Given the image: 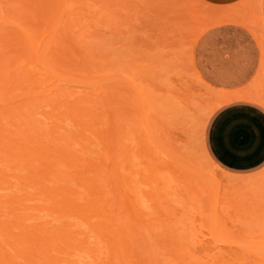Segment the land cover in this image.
<instances>
[{
	"label": "rangeland",
	"instance_id": "rangeland-1",
	"mask_svg": "<svg viewBox=\"0 0 264 264\" xmlns=\"http://www.w3.org/2000/svg\"><path fill=\"white\" fill-rule=\"evenodd\" d=\"M61 1L0 0V227H9L0 229V264H264V175L226 170L204 148L223 95L251 87L249 79L244 86L235 78L234 52L242 36L259 50L260 41L264 51L261 0ZM54 11L58 22L48 27L45 20ZM33 26L44 31L41 43L34 39L42 60L37 52L27 53L25 42H17L20 32H35ZM15 30L19 37L12 35ZM6 34L17 44L7 45ZM11 56L22 62L14 63ZM10 65L8 76L3 75ZM27 174L30 182L24 181ZM146 174L149 180H139ZM75 178L83 184L77 183L78 194L85 192L79 204L72 201L77 204L62 209L63 197H75ZM93 183L100 187L94 195L97 190L88 193ZM55 186L62 197L52 191L47 197ZM81 204L100 210L86 212L91 217L85 219L75 211ZM136 207L142 210L141 222L134 220L136 209L131 214ZM18 216L23 220L15 222ZM125 224L132 230L124 239ZM100 225L111 232L103 231L111 241L103 242V232L94 231ZM26 233L32 237L17 242ZM43 240L54 242L46 253L64 260L42 254ZM124 245L132 251L126 254Z\"/></svg>",
	"mask_w": 264,
	"mask_h": 264
},
{
	"label": "crops",
	"instance_id": "crops-1",
	"mask_svg": "<svg viewBox=\"0 0 264 264\" xmlns=\"http://www.w3.org/2000/svg\"><path fill=\"white\" fill-rule=\"evenodd\" d=\"M244 39L239 38L240 46L234 52L235 78L244 86L249 79L251 87L223 95L226 99L213 110L204 148L216 165L260 176L264 175V101L257 96L264 97V51L260 41L259 50L251 39Z\"/></svg>",
	"mask_w": 264,
	"mask_h": 264
},
{
	"label": "bare ground",
	"instance_id": "bare-ground-1",
	"mask_svg": "<svg viewBox=\"0 0 264 264\" xmlns=\"http://www.w3.org/2000/svg\"><path fill=\"white\" fill-rule=\"evenodd\" d=\"M4 1H5V0H4ZM39 1H40V0H39ZM41 1H42V0H41ZM59 1H60L59 3L62 2L61 0H59ZM63 1H65V0H63ZM54 2L56 3V1H54ZM261 2H262V6H264V0H261ZM47 3H48V2H47ZM52 4H53V3H52ZM56 4H58V1H57ZM56 4H55V5H56ZM66 4H67V0H66ZM55 5H52V7H53V6L55 7ZM60 5H61V4H60ZM42 6H43V5H42ZM49 6H50V5H49ZM56 6H57V5H56ZM68 6H70L69 3H68ZM18 7H19V6H18ZM20 7H21V6H20ZM37 7H38V6H37ZM44 7H48L47 4H45ZM57 7H58V6H57ZM58 8H59V7H58ZM40 9H41V8H38V9L36 8V10H38V12H39V11L43 12V8H42L41 10H40ZM49 9H50V8H49ZM53 9H54V8H53ZM34 11H35V10H34ZM24 12H25V11H24ZM26 12H27V11H26ZM29 12H30V11H29ZM50 12H51V11H50ZM50 12H49V13H50ZM16 13H17V12H16ZM35 13H36V12H35ZM35 13H34V15L36 16ZM49 13H47V14H49ZM58 13H59L58 11H57V12L54 11L52 15L49 14V18H46L45 22H46V24H48V25H47L48 27H49V25H51V24H54V25L57 24V22H58V21H57V19H58V18H57V17H58ZM39 14H40V13H39ZM23 15H24V13H23ZM25 15H26V16H25ZM25 15H24V17H28L27 14H25ZM34 15L31 14V16H34ZM1 16H3V15L1 14ZM4 16H5V15H4ZM4 16H3V17H4ZM35 16H34L32 19H34ZM39 16H40V15H39ZM47 16H48V15H46V17H47ZM3 17H2V18H3ZM41 17H42V16H41ZM43 17H44V16H43ZM37 18H39V17H37ZM44 18H45V17H44ZM26 20H27V19H26ZM28 20H29V19H28ZM34 20H35V19H34ZM0 22H1V20H0ZM4 22H7V20H6L5 18H4ZM29 22H30V21H29ZM30 23H31V22H30ZM32 23H33V22H32ZM27 24H28V22H27ZM33 24H34V23H33ZM33 24H32V25H33ZM38 24H39V23H38ZM41 24H42V23H41ZM72 24H73V23H72ZM21 26H22V25H21ZM29 26H30V25H29ZM38 26H39V25H38ZM40 26H41V25H40ZM262 26H264V23H262ZM27 27H28V26H27ZM57 27H58V25H57ZM21 28H22V27H21ZM25 28H26V27H25ZM29 28H30V27H29ZM33 28H34V26H33L31 29L34 30L35 28H34V29H33ZM41 28H42V27H41ZM15 29H16V28H15ZM23 29H24V28H23ZM26 29H27V28H26ZM31 29H30V30H31ZM45 29H46V28H45ZM48 29H49V28H48ZM18 30H19V29H18ZM18 30H17V31H18ZM17 31L15 30V33H14V31H13V32H12V33H13L12 35L17 34L18 32H20V31H18V32H17ZM28 31H29V29H28V30H24V33L20 32L21 34H23V35H22L23 38H21V40H20V39L17 40V42H18V41H20V42L22 41V42H21L22 44L25 42V43H24L25 46H26V44H27V46H28V48H29V51L27 50V53H30V55H33V56H34V53L37 52V51L39 50V49H38V50L36 49V47H38L37 45H38L39 43H38L37 40H36V42H37V43H36L34 39H35V38L38 39L39 42L41 43V42L43 41L42 39H44V38H42V37H44V36H42V35L44 34V33H43L44 31L41 33L40 30H38V28H37L36 30H34L35 32H33V33H31V34H29L30 32H28ZM45 31H46V30H45ZM46 32H47V31H46ZM7 33H8V31H7ZM20 33L17 34L18 37H19V35H21ZM8 34H10V33H8ZM8 34H6V35H8ZM3 36H4V35H3ZM8 36H9V35H8ZM49 36H50V35H49ZM10 37H11V35L9 36V38H6V39H10V40H9V41H10L9 43H8V40L6 41V39H5V42H7V45H8V44L12 45V44H14V43L17 44V42H16V41L13 42V40H12L13 38H10ZM0 38H1V37H0ZM41 38H42V39H41ZM63 38H64V37H63ZM49 39H51V38H49ZM14 40H15V38H14ZM52 40H53V38L50 40V42H51ZM11 41H12V42H11ZM0 42H2V41H0ZM20 42H18L19 45H20ZM11 43H12V44H11ZM1 44H3V43H1ZM16 44H15V46H17ZM36 44H37V45H36ZM47 44H48V43H47ZM40 45H41V44H40ZM12 46H13V45H12ZM21 46H22V45H21ZM17 48H19V47H17ZM39 48H40V46H39ZM40 49H41V48H40ZM46 49H47V48H46ZM17 50H18V49H17ZM21 50H22V49H21ZM23 50H24V49H23ZM36 50H37V51H36ZM31 53H32V54H31ZM46 54H47V53H46ZM22 55H23V54H22ZM47 55H48V54H47ZM35 56H36V58H38V59L40 58V60H42V59H41V56L38 55V52H37V54H35ZM2 57H3V56H2ZM2 57H1V59H2ZM11 57H12V56H11ZM13 57H14V56H13ZM13 57H12V59H13ZM30 57H31V56H30ZM14 58H15V57H14ZM19 58H20V57L17 56V57L15 58V60H14V63H16L17 61H18L17 63H19ZM23 58H24V55H23ZM3 59H4V58H3ZM3 59H2V60H3ZM25 59H26V58H25ZM33 59H34V58H33ZM28 60H29V59H28ZM44 60H45V59H44ZM3 61H4V60H3ZM3 61H2V63H3ZM15 61H16V62H15ZM24 61H25V60H24ZM26 61H27V59H26ZM30 61H31V60H29V62H30ZM33 61H34V60H33ZM50 61H51V60H50ZM10 62H11V65H12V64H13V60H11ZM10 62H9V63H10ZM21 62H22V60H21ZM21 62H20V63H21ZM4 63H5V62H4ZM20 63H19V64H20ZM42 63H43V62H41V65H42ZM0 64H1V63H0ZM45 64H46V63H45ZM11 65L9 66V68H6V72L3 71V72H4L3 75H5V74L7 75V74L9 73L10 68H11ZM13 65H14V64H13ZM32 65H33V64H32ZM37 65H38V64H37ZM19 66H20V65H19ZM48 66H49V65H48ZM5 67H7V65H6ZM26 68H27V67H26ZM51 68H53V67H51ZM14 69H15V68H14ZM28 69H29V68H28ZM32 69H33V68H32ZM2 70H3V69H2ZM2 70H0V71H2ZM7 71H8V73H7ZM53 71H54V70H53ZM22 72H23V71H22ZM43 72H44V71H43ZM24 73H25V72H24ZM24 73H23V74H24ZM44 73L47 74L48 72H44ZM23 74H22V76H24ZM28 74H29V73H26V75H28ZM0 75H2V74H0ZM6 75H5V76H6ZM20 75H21V73H20L18 76H20ZM26 75H25V76H26ZM7 76H8V75H7ZM1 77H2V76H1ZM3 77H4V76H3ZM20 78H22V77L20 76ZM26 78H27V77H26ZM28 78H29V77H28ZM57 79H58V78H57ZM0 80H1V79H0ZM20 80H24V79H20ZM3 81H4V79H3ZM8 81H9V80H8ZM8 81H7V83H8ZM4 82H6V81H4ZM19 82H20V81H19ZM4 84H5V83H4ZM2 85H3V84H2ZM9 85H10V84H9ZM1 87H2V86H1ZM7 87H8V85H7ZM10 87H11V86H10ZM136 91H138L137 88H136ZM139 91H141V90H139ZM1 92H2V90H1ZM137 93H138V95H137V100H138L140 103H144V102H141V100H142V96H143V95H141L142 93H141V94H140V92H137ZM137 93H136V94H137ZM0 94H2V93H0ZM0 96H1V95H0ZM2 97H3V96H2ZM143 101H144V100H143ZM137 103H138V102H137ZM138 104H139V103H138ZM143 105H144V104H143ZM145 105H146V103H145ZM139 106H141V105H139ZM139 106H138V107H139ZM142 107H143V106H142ZM8 110H10V109H8ZM140 110H141V108H140ZM5 111H6V110H5ZM6 112H7V111H6ZM8 112H9V111H8ZM11 112H13V111L11 110ZM4 114H5V113H4ZM79 114H82V115H83L84 113L81 112V113H79ZM80 116H81V115H80ZM5 118H6V117H5ZM8 118H9V117H8ZM141 118H142V117H141ZM77 119H78V118H77ZM7 120H9V119H7ZM20 121H21V118H20ZM16 122H17V121H16ZM23 123H24V122H23ZM23 123H22V124H23ZM144 123H145V122H144ZM29 124H30V123H29ZM4 125H5V124H4ZM35 125H36V124H35ZM7 126H8V124H7ZM90 126H91V124H88L87 127H90ZM0 127H1V126H0ZM33 127H34V126H33ZM54 127H55V126H54ZM37 128H38V127H37ZM52 128H53V127H52ZM7 129H8V128H7ZM40 129H41V128H40ZM53 129H54V128H53ZM110 129H111V128H110ZM1 130H2V129H1ZM3 130H4V128H3ZM21 130H22V129H21ZM34 130H35V129H34ZM54 130H55V129H54ZM145 130H147V129H145ZM23 131H24V130H23ZM31 131H33V130H31ZM36 131H37V129H36ZM1 132H2V131H1ZM12 132H14V131H12ZM16 132H17V131H16ZM24 132H25V131H24ZM26 132H27V131H26ZM52 132H54V131L52 130ZM112 132H113V131H111V133H112ZM36 133H38V135H40L41 130L38 131V132H36ZM146 133H147V132H146ZM150 133H151V132H150ZM150 133H148V135H150ZM14 134H16V133H13V135H14ZM21 134H23V133H21ZM30 134H32V132H31ZM42 134H43V133H42ZM44 134H45V133H44ZM52 134H53V133H52ZM26 135H27V134H26ZM36 135H37V134H36ZM113 135H116V134L113 133ZM125 135H126V134H125ZM148 135H147V138L153 139V138H151V136L148 137ZM27 136H28V135H27ZM42 136H43V135H42ZM53 136H54V135H53ZM53 136H52V137H53ZM24 137H25V136H24ZM31 137H32V136H31ZM75 137H77V136H75ZM126 137H127V136H126ZM3 138H4V137H3ZM12 138H13V137H12ZM32 138H33V137H32ZM32 138H31V140H32ZM35 138H36V140H35ZM39 138H40V137H39ZM44 138H45V137H44ZM84 138H86V137H84ZM122 138H123V137H122ZM147 138H146V139H147ZM7 139H8V138H7ZM46 139H47V138H46ZM51 139H53V138H51ZM54 139H55V138H54ZM113 139L115 140V138H113ZM116 139H117V140L114 141V142H117L118 139H119V137L117 138V136H116ZM0 140H2V139L0 138ZM4 140H5V139H4ZM24 140H25V139H24ZM40 140H41V139H40ZM40 140H38L37 136L34 137V142H35V141L38 142V141H40ZM48 140H49V139H48ZM148 140H149V139H148ZM112 141H113V140H112ZM149 141H150V140H149ZM151 141H153V140H151ZM6 142H8V141H6ZM9 142H10V141H9ZM38 143L40 144V142H38ZM44 143H45V142H44ZM44 143H43V141H42V144H44ZM4 144H5V143H4ZM69 144L71 145L72 143H69ZM44 145H46V143H45ZM47 145H48V144H47ZM47 145H46V146H47ZM50 145H52V144H50ZM113 145H114V144H113ZM41 146H42V145H41ZM46 146H45V147H46ZM0 147H1V146H0ZM8 147H9V146H8ZM10 147H11V146H10ZM45 147H44V148H45ZM113 147H114V146H113ZM65 148H66V147H65ZM67 148H69V147H67ZM121 148H122L121 146L118 147V149H119L118 151H119L120 154L122 153V152H121ZM10 149L12 150V149H14V148H10ZM28 149H30V147H29ZM41 149H42V148H41ZM47 149H49V148H47ZM61 149H62V148L60 147V150H61ZM139 149H140V148H139ZM6 150H7V147H6ZM39 150H40V147H39ZM43 150H44V149H43ZM52 150H53V149H52ZM58 150H59V149H58ZM58 150H57V151H58ZM70 150L73 152V150H72L71 148H70ZM89 150H91V148H90ZM122 150H124V149H122ZM12 151H13V150H12ZM54 151H55V150H54ZM63 151H64V150H63ZM85 151H88V150H85ZM85 151H84V152H85ZM126 151H127V150H126ZM138 151L140 152L141 150H138ZM26 152H28V151H26ZM26 152H25V153H26ZM52 152H53V151H52ZM127 152H128V151H127ZM15 153H16V152H15ZM15 153H12V154H15ZM20 153H21V152H19V154H20ZM30 153H31V152H30ZM53 153H54V152H53ZM88 153H89V152H88ZM141 153H142V152H141ZM22 154H23V153H22ZM22 154H20V155H22ZM27 154H29V153H26V155H27ZM57 154H58V153H57ZM59 154H60V153H59ZM62 154H64V152H63ZM115 154H118L117 150H115ZM124 154H125V153H124ZM23 155H24V154H23ZM35 155L37 156V154H35ZM68 155H69V154H68ZM128 155H129V154H128ZM140 155H141V154H140ZM18 156H19V155H18ZM28 156H29V155H28ZM55 156H56V154H55ZM3 157H4V156H3ZM56 157H57V156H56ZM107 157H110V156H107ZM18 158H19V157H18ZM67 158H69V156H67ZM127 158H128V157H127ZM127 158H126V159H127ZM3 159H4V158H3ZM13 159H15V157H14ZM22 159L24 160V158H22ZM26 159H27V158H26ZM59 159H60V158H59ZM64 159H65V158H64ZM107 159H110V158H107ZM15 160H16V159H15ZM60 160H62V159H60ZM71 160H72V159H71ZM128 160H129V158H128ZM106 161H107V160H106ZM18 162H19V161H18ZM68 162H70V161H68ZM111 162H112V161H111ZM129 162H130V164H131V161H129ZM53 163H54V162H53ZM55 163H56V162H55ZM70 163H71V162H70ZM106 163H107V162H106ZM89 164H90V163H89ZM108 164H109V163H108ZM116 164L119 165L118 162H117ZM116 164H115V167H117ZM128 164H129V163H128ZM149 164H150V163H149ZM53 166H54V165H53ZM69 166H72V165H69ZM90 166H94V164H90ZM128 166H129V165H128ZM111 167H112V166H111ZM22 168H23V167H22ZM24 168H25V167H24ZM113 168H114V167H113ZM126 168H127V167H126ZM156 168H157V166H156ZM46 169H47V168H46ZM91 169H92V168H91ZM128 169H129V168H128ZM134 169H136V168H134ZM150 169H151V174L154 175L156 169H155V168H150ZM150 169H149V170H150ZM132 170H133V169H132ZM1 171H2V170H1ZM117 171H118V170H117ZM137 172H139V171H136L135 173H137ZM189 172H190V171H189ZM2 173H3V172H2ZM67 173H68V172H67ZM115 173L118 174V175H120L119 172H118V173L115 172ZM122 173H123V172H122ZM133 173H134V172H133ZM141 173H142V172H140V174H141ZM19 174H20V173H19ZM75 174H76V173H75ZM131 174H132V173H131ZM143 174H144V173H143ZM23 175H24V174H23ZM25 175H26V174H25ZM25 175H24V177H25ZM27 175H29V174H27ZM148 175L150 176V174H148ZM153 175H152V178H153L154 176H156V177L158 178V175H157V174H155L154 176H153ZM30 176H32V175H29V176H27L26 178H24V177L22 176V179H23V178L26 179V180H24V181H27V180H28V181H29V180L31 181V179H27V178H29ZM77 176H79V174H78ZM111 176H112V175H111ZM126 176H127V175H126ZM128 176H130V175H128ZM128 176L125 177V178H128ZM143 176H145V177L140 179V177H141V175H140V176H139V180H142V182H144V181L146 182V179L149 180V176H147V174H146V175H143ZM34 177H35V176H34ZM36 177H38V176H36ZM42 177H43V176H42ZM72 177H73V176H72ZM104 177H105V176H104ZM113 177H114V176H113ZM131 177H132V176H131ZM131 177H130V178H131ZM3 178H4V177H3ZM76 178H78V177H76ZM76 178H75V181H76V182H74V183H76V184H77V183L81 184V182H78V181H77L79 178H78L77 180H76ZM88 178H89V177H88ZM22 179H21V180H22ZM68 179H70V181H71V178H68ZM119 179H120V178H119ZM132 179H133V178H132ZM3 180H4V179H3ZM40 180H41V178H40ZM111 180H112V179H111ZM122 180H123V179H121V181H122ZM133 180H134V179H133ZM150 180H151V179H150ZM153 180H155V179L153 178ZM157 180H158V179H157ZM157 180H156V181H157ZM30 181H29V182H30ZM32 181H33V180H32ZM59 181H60V180H59ZM124 181H125V180H124ZM135 181H136V180H135ZM34 182L37 183L35 180H34ZM38 182L41 183L40 181H38ZM82 182H83V181H82ZM125 182H126V181H125ZM127 182H128V179H127ZM129 182L131 183V181H129ZM142 182H141V183H142ZM152 182H153V181H152ZM117 183H118V182H117ZM117 183H116V184H117ZM120 183H122V182H120ZM120 183H119V184H120ZM148 183H150V182H148ZM23 184H24V183H23ZM41 184H42V185H45L44 183H41ZM58 184H59V183H58ZM89 184H91V183H89ZM96 184H97V183H96ZM122 184H123V183H122ZM135 184H137V182H136ZM33 185H34V183H33ZM81 185H83V184H81ZM112 185H113V184H112ZM137 185H138V184H137ZM149 185H150V184H149ZM71 186H72V184L70 185V187H71ZM88 186H89V185H88ZM93 186H94V183H93V185L90 186L91 189H93V190L90 191V192L88 191L89 194H92L95 190H97V189H95L96 186H94L95 188H93ZM127 186H128V184H127ZM127 186H126V188L128 189ZM134 186H135V185H134ZM138 186H139V185H138ZM35 187H36V185H35ZM42 187H43V186H42ZM44 187H45V186H44ZM56 187H58V186H55L54 189H55ZM75 187H76V186H75ZM75 187H74V189H73V191H72V193L75 192V193H74V194H75V197H72L73 200L70 199V201H69V200L66 201L64 197L62 198V200L64 199V200H63V201H64L63 203L65 204V206H64V204H63V206L61 205V206H62V209H63V207H66V205H68V207H70V209H71V206L73 207L74 204H77V203H78V202H77L78 197H81V195L85 192V191L81 190V192H83V193L78 194V192H80V188H79V187H81V186L77 184V187H76V188H75ZM90 187H89V189H90ZM116 187H117V186H116ZM120 187H121V185H120ZM120 187H119V188H120ZM129 187H130V185H129ZM139 187H140V186H139ZM49 188H50V187H49ZM59 188H60V186H59L57 189H55V190H54L53 188H50L51 190L48 189V192H47L48 194L46 193V191H47L46 188H45V189L42 188V190H43V189L45 190V191L43 190V192H45V195L47 194V197H48L49 195H51V191H52V195H53V193H57L56 190L58 191ZM84 188H86V187H84ZM123 188H124V187H123ZM52 189H53V190H52ZM60 189H61V188H60ZM76 189H77V190H76ZM78 189H79V191H78ZM130 189H132V188L130 187ZM130 189H128V190H130ZM99 190H100V187H99ZM99 190L95 191V192L93 193V195H94L96 192H98ZM119 190H120V189H119ZM119 190H118V191H119ZM132 190H134V191H132V193H134V192H135V189H132ZM49 191H50V193H49ZM59 191H60V190H59ZM65 191H66V190H65ZM65 191H64V192H65ZM69 191H70V190H69ZM130 191H131V190H130ZM66 192H68V191H66ZM66 192H65V193H66ZM139 192H140V191H139ZM37 193H38V192H37ZM58 193H59V192H58ZM58 193H57V195L59 196V194H60V196H61V193H63V192H61V193H59V194H58ZM86 193H87V192H86ZM88 193H87V194H88ZM103 193H104V192H103ZM122 193H123V192H122ZM74 194H73V195H74ZM89 194H88V195H89ZM97 194H98V193H97ZM116 194H118V193L116 192ZM128 194H129V193H128ZM128 194H127V195H128ZM154 194H155V193H154ZM52 195H51V196H52ZM88 195H87V196H88ZM118 195H119V194H118ZM144 195H145V194H144ZM151 195H152V194L150 193V196H151ZM64 196H67V194H66V195L64 194ZM68 196H69V195H68ZM68 196H67V197H68ZM82 196H83V195H82ZM121 196H123V195L121 194ZM124 196H125V193H124ZM124 196H123V197H124ZM148 196H149V195H148ZM25 197H26V196H25ZM61 197H62V196H61ZM84 197H86V196H84ZM84 197H83V198H84ZM93 197H94V196H93ZM136 197H137V199H138L140 196H136ZM146 197H147V196H146ZM152 197H153V196H152ZM11 198H12V196H11ZM13 198H14V197H13ZM68 198H69V197H68ZM91 198H92V197H91ZM91 198H90V199H91ZM94 198H95V197H94ZM96 198L100 200L99 197H96ZM117 198H119V197L117 196ZM126 198H127V197H126ZM128 198H129V200L131 199L132 201H134V199H133L134 197L129 196ZM128 198H127V200H128ZM147 198H148V197H147ZM7 199H8V198H7ZM45 199H46V198H45ZM101 199H102V198H101ZM150 199H151V197H150ZM21 200H22V199H21ZM54 200H55V199H54ZM62 200H61V202H62ZM123 200H124V199H123ZM127 200H126V202L124 201V203H127ZM18 201H19V200H18ZM22 201H23V200H22ZM22 201H21V202H22ZM59 201H60V200H59ZM72 201H73V202L75 201V202H77V203H71ZM91 201H92V200H91ZM95 201H96V200H95ZM117 201H120V200L118 199ZM14 202H15V201H14ZM87 202H88V201H87ZM96 202H101V201H96ZM103 202H104V201H103ZM138 202H139V201H138ZM66 203H68V204H66ZM117 203H118V202H117ZM18 204H19V203H18ZM78 204H79V203H78ZM83 204H84V203H83ZM93 204H98V203H93ZM130 204H131V203H130ZM44 205H45V204H44ZM105 205H106L105 203H104V205H102V204L100 205V206L103 207V213H105V212H104V209H105L104 206H105ZM126 205H127V204H126ZM15 206H16V205H15ZM18 206H19V205H18ZM85 206H86V205H85ZM92 206H93V205H92ZM95 206L97 207V205H95ZM95 206H94V207H95ZM118 206H119V205H118ZM68 207H67V209H68ZM77 207L80 208V209L75 210V211L79 212V216H80L81 214H83V215H81L82 218H84V217H85L84 215H86L87 213H89L90 210H92L91 212H93L94 210H98V209L100 210V208H98V207H97L98 209L95 208V209L93 210V208H92V209L88 210V209H86L87 207L83 208L84 206H83L82 204H81V205H76V208H77ZM128 207H130V205H129ZM128 207H127V209H128ZM41 208H42V207H41ZM48 208H49V207H48ZM48 208H47V209H48ZM36 209H37V208H36ZM135 209H136L137 212H136V214H135V215H136V218H134V220H137V221L139 222V221H140V220H139V216H140V215H143V214H141L142 210H137L138 207H136V208L133 209L134 211H132L131 214H133V212H135ZM40 210H41V209H40ZM43 210H44V209H43ZM52 210H53V209H52ZM79 210H80L81 212H80ZM101 210H102V209H101ZM105 210H106V209H105ZM124 210L126 211V209H124ZM41 211H42V210H41ZM45 211H46V210H45ZM54 211H55V210H54ZM106 211H107V210H106ZM129 211H131V210H129ZM140 211H141V212H140ZM86 212H87V213H86ZM107 212H108V211H107ZM126 212H127V211H126ZM10 213H11V211H10ZM48 213H49V212H48ZM97 213H98V212H97ZM89 214H90V213H89ZM93 214H94V212H93ZM139 214H140V215H139ZM144 214H147V213L144 212ZM108 215H109V213H108ZM135 215H132V216L135 217ZM21 216H22V215H21ZM27 216H28V215H27ZM27 216H26V217H27ZM86 216H87V217H91V216H88V214H87ZM92 216H93V215H92ZM106 216H107V215H106ZM18 217H19V216H18ZM18 217H17V219H15V222H17L16 220L21 219V217H19V218H18ZM108 217H109V216H108ZM140 217H141V216H140ZM27 218H28V217H27ZM129 218L131 219V217H129ZM141 218H142V217H141ZM85 219H86V217H85ZM108 219H111V218H108ZM108 219H107V220H108ZM22 220H23V217H22L21 221H22ZM83 220H84V219H83ZM19 221H20V220H19ZM105 221H106V220H105ZM8 222H9V221H8ZM140 222H141V221H140ZM10 223H11V222H10ZM10 223H9V224H10ZM6 224H7V223H6ZM13 224H14V223H13ZM13 224H12V225H13ZM19 224L22 225L23 223L20 222ZM128 224H129V223H128ZM118 225H120V223H119ZM125 225H126V224H125ZM17 226H18V223H17ZM25 226H26V225H25ZM103 226H104V225H103ZM103 226H102V225L97 226L96 228H94V229H95L94 231H99V229H100V231H102L101 228H102ZM122 226H124V225H122ZM127 226H128V225H126L125 227L122 228L123 231H122L121 234L124 233V234H123V238H124L125 233H129L130 230H132V229H129V228H128L129 226H128V227H127ZM4 227H5L6 229L9 228V227H7V225H6V226L2 225V229H1V227H0V229L4 231V230H5ZM12 227H13V226H12ZM20 227H21V226H20ZM22 227H23V225H22ZM26 227H27V226H26ZM98 227H99V228H98ZM120 227H121V226H120ZM103 228H106V227L104 226ZM40 229H41V228H40ZM8 230H9V229H8ZM105 230H107L108 233L110 232V231H108V229H103V231H105ZM39 231H40V230H39ZM91 231H93V228L91 229ZM103 231H102V232H103ZM9 232H10V231H8V233H9ZM27 232H28V231H27ZM37 232H38V231H37ZM117 232H118V231H117ZM1 233H2V232H1ZM8 233H7V234H8ZM29 233H30V232H29ZM32 233H33V232H32ZM44 233H45V232H44ZM132 233H133V231H132ZM132 233H130L129 235H131ZM7 234H6V235H7ZM26 234H27V233H26ZM36 234H37V233H36ZM36 234H35V235H36ZM38 234H39V233H38ZM53 234H54V233H53ZM53 234H52V235H53ZM97 234L99 235L100 233L98 232ZM110 234H111V232H110ZM110 234H109V235H110ZM2 235H3V236H6L5 234H2ZM32 235H33V234H32ZM42 235H44V234L40 233L39 236H42ZM101 235H102V236L104 235V236L101 237ZM105 235L107 236L106 232H105V233L103 232V234H100V235H99L102 239L104 238L103 242H104V241H105V242H109V241H111L110 239H112V237L109 236L110 239L108 240L109 237H105ZM119 235H120V234H119ZM8 236H9V234H8ZM13 236H14V235H13ZM15 236H16V235H15ZM58 236H59V235H58ZM58 236H57V238H56V235H54V236H53V240H55L56 242H57V241H58V242H61L60 236H59V237H58ZM17 237H18V236H17ZM17 237H16V240H17V242L20 243V241H21V242H27L26 240H29V238H31L32 236H30V235H28V234H27V236L23 235L22 237H25L26 239H25V238L23 239V238H21V237H20V238H19V237L17 238ZM35 237H36V236H35ZM42 237H43V236H42ZM120 237H121V236H120ZM27 238H28V239H27ZM61 238H62V237H61ZM113 238H114V237H113ZM1 239H2V238H1ZM3 239H4V238H3ZM20 239H21V240H20ZM22 239H23V241H22ZM33 239H34V235H33ZM46 239H47V238H46ZM59 239H60V240H59ZM124 239H125V238H124ZM124 239H123V240H124ZM126 239H128V238L126 237ZM131 239H132V238H131ZM6 240H7V239H6ZM49 240H51V239H49ZM49 240H43V241L41 242V243H42V246H43V248H44L45 250L42 248V246H41V249L39 248V246H37V247H34L33 250H35V248H39L40 250H39V249H38V250L41 251L42 254L45 253V254L49 255L50 257H52L53 260H57V259H58L57 261H62L61 259H63V257H62V258H58V256H57V258L54 259V256H53V255L51 256V254L46 253V250H49V252H50V250H51L50 247H48V245H47V244H49V243H47ZM113 240H114V239H113ZM119 240H120V239H119ZM7 241H8V240H7ZM34 241H35V240H34ZM46 241H47V242H46ZM79 241H80V242L82 241L83 243L85 242V240H84V241H83V240H79ZM121 241H122V240H121ZM28 242H29V241H28ZM44 242H45L46 244H45ZM124 242H126V241H124ZM19 243H18V246L21 245V244L19 245ZM34 243L36 244V242H34ZM51 243H54V242H51ZM51 243L49 244L50 246H51ZM72 243H73V242H72ZM32 244H33V243H32ZM43 244H45V245H43ZM67 244H70V243H66V245H67ZM37 245H38V244H37ZM39 245H40V243H39ZM46 245H47V247H46ZM52 245H54V244H52ZM11 246H12V245H11ZM44 246H45V247H44ZM0 247H1V246H0ZM25 247H26V245H25ZM31 247H33V246H31ZM124 247H128V249H129V252H126V254H127V253H130V252L132 251V250L130 249L129 246H125V245H124ZM17 248H18V247H17ZM52 248H54V247H52ZM57 248H59V247H57ZM60 248H62V246H60ZM60 248H59V249H60ZM122 248H123V247H122ZM124 249H125V248H123V250H124ZM128 249H127V250H128ZM24 250H25V249H24ZM29 250H31V248H29ZM1 251H2V250H1ZM56 251H57V249H56ZM16 252H18V251H16ZM24 252H25V251H24ZM24 252H23V253H24ZM33 253H34V252H33ZM19 254H20V253H19ZM19 254H18V256H19ZM39 254H40V253H39ZM123 254H125V253L123 252ZM11 255H12V254H11ZM16 255H17V254H16ZM35 256H36V254H35ZM43 256H45V255H43ZM125 256H126V255L121 256V257L124 258ZM127 256H128V255H127ZM23 257H24V256H23ZM30 257H31V256H30ZM32 258H33V256H32ZM47 258H48V257H47ZM14 259H15V258H14ZM42 259H43V258H42ZM11 260H12V259H11ZM39 260H40V259H39ZM63 260H64V259H63ZM57 261H56V262H57ZM8 262H10V261H8ZM124 262H125V261H124ZM138 262H139V261H138ZM11 263H12V262H11ZM34 263H35V262H34ZM125 263H126V262H125ZM38 264H39V263H38Z\"/></svg>",
	"mask_w": 264,
	"mask_h": 264
}]
</instances>
